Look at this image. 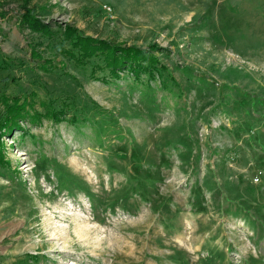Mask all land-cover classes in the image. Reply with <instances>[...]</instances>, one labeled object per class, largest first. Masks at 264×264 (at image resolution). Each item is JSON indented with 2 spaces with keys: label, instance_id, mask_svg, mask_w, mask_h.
Returning <instances> with one entry per match:
<instances>
[{
  "label": "rangeland",
  "instance_id": "rangeland-1",
  "mask_svg": "<svg viewBox=\"0 0 264 264\" xmlns=\"http://www.w3.org/2000/svg\"><path fill=\"white\" fill-rule=\"evenodd\" d=\"M64 27L159 77L92 78ZM1 96L40 118L0 129V264H264V0H0Z\"/></svg>",
  "mask_w": 264,
  "mask_h": 264
},
{
  "label": "trees",
  "instance_id": "trees-1",
  "mask_svg": "<svg viewBox=\"0 0 264 264\" xmlns=\"http://www.w3.org/2000/svg\"><path fill=\"white\" fill-rule=\"evenodd\" d=\"M15 24L18 26L20 24L26 25L30 31L37 32L40 37L47 38L53 34L48 25L41 23L28 11H24L16 16ZM60 38L62 41L67 40L70 49H62L75 63H80L84 66L91 58H97L95 63L90 64L89 72L92 78L100 80L101 82H107L106 80L108 78L114 80L119 77V73H125L131 77L135 84L140 83L147 86L150 81L159 77V69L162 67L159 68L155 65L157 63V57L149 49L134 45L125 46L91 36L78 35L73 33L69 27L63 28ZM149 47L157 48L154 45H150ZM30 52L31 59L35 60L37 65L42 69H47L45 66H47L48 61L39 57V53L34 51V49L31 48ZM104 70L107 71L106 76L108 78L104 77V75H94L96 72L99 71L102 73ZM163 86L165 87L166 85L163 83ZM0 103L3 105L2 113H4L0 122V129H3V131H8L11 127L18 128V122L20 121L32 124V122H36L40 118L35 110L33 113H29L27 109L30 106L24 99L1 96ZM66 110L67 106H64V110L48 109L43 113V116L53 121H64L70 125H86L83 119L86 118L85 116L81 121L73 113L65 117ZM97 140H100V138H97Z\"/></svg>",
  "mask_w": 264,
  "mask_h": 264
},
{
  "label": "built area",
  "instance_id": "built-area-1",
  "mask_svg": "<svg viewBox=\"0 0 264 264\" xmlns=\"http://www.w3.org/2000/svg\"><path fill=\"white\" fill-rule=\"evenodd\" d=\"M107 8V7H106ZM108 9V8H107Z\"/></svg>",
  "mask_w": 264,
  "mask_h": 264
}]
</instances>
